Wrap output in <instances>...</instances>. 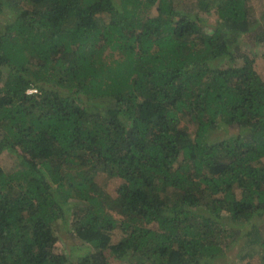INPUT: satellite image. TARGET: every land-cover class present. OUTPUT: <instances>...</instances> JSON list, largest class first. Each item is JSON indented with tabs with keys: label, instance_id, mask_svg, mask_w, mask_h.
Wrapping results in <instances>:
<instances>
[{
	"label": "trees",
	"instance_id": "16d2710c",
	"mask_svg": "<svg viewBox=\"0 0 264 264\" xmlns=\"http://www.w3.org/2000/svg\"><path fill=\"white\" fill-rule=\"evenodd\" d=\"M254 10L0 0V264H264Z\"/></svg>",
	"mask_w": 264,
	"mask_h": 264
},
{
	"label": "rangeland",
	"instance_id": "374dc122",
	"mask_svg": "<svg viewBox=\"0 0 264 264\" xmlns=\"http://www.w3.org/2000/svg\"><path fill=\"white\" fill-rule=\"evenodd\" d=\"M189 1L190 0H187L188 3H189ZM249 3L255 9L254 13H253V14H255V17H256L255 19L256 20L263 19V15H264V0H249ZM4 8H6V6ZM2 17L5 18V20H7L11 16H10V13L8 14V12H6L5 14L2 13ZM205 21L208 22V20L206 18H205ZM243 41H244V44H249V42H250V40H248L247 38H244ZM258 48H260V47H258ZM258 48H257V46L254 47V49L257 52V57H259L258 68L262 69L263 76H264V61L262 60L261 54L259 55V53L257 51ZM184 124H186L188 126L189 130L192 133L195 132L196 126H194L191 123H186V122ZM232 130L230 129L228 131L230 132ZM225 133H226V130L223 127H217V128L214 129L213 135H214V137H215V135L216 136L217 135L224 136ZM0 161L2 163L3 168H5L8 171H12L14 166H15V164H16L15 158L11 154H8V153L1 154ZM98 181L100 182V184L102 186L108 187V188H110V190H113L112 188L114 187V184L110 182V179L106 176V174H104V173L100 174L99 177H98ZM73 242L74 241L72 239H67V238L64 237V238L60 239L59 245L61 246V248L63 247V249H65L68 253L69 252L73 253L76 250L75 245H72ZM245 248H247V247H245ZM240 249L241 248H237L234 251L230 250V252H229L228 256H226L225 260L231 261L233 263L237 262L239 260L238 257H239V254H240L239 253ZM116 264H121V263L116 262Z\"/></svg>",
	"mask_w": 264,
	"mask_h": 264
}]
</instances>
